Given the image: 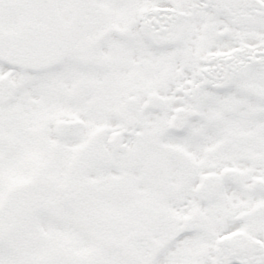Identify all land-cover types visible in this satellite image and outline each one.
<instances>
[{"label":"snow or ice","instance_id":"snow-or-ice-1","mask_svg":"<svg viewBox=\"0 0 264 264\" xmlns=\"http://www.w3.org/2000/svg\"><path fill=\"white\" fill-rule=\"evenodd\" d=\"M0 264H264V0H0Z\"/></svg>","mask_w":264,"mask_h":264}]
</instances>
